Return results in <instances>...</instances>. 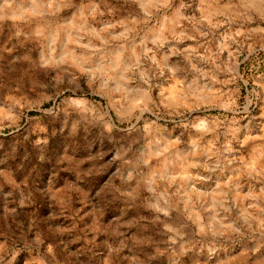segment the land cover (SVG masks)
Here are the masks:
<instances>
[{
	"label": "clouds",
	"instance_id": "1",
	"mask_svg": "<svg viewBox=\"0 0 264 264\" xmlns=\"http://www.w3.org/2000/svg\"><path fill=\"white\" fill-rule=\"evenodd\" d=\"M5 25L12 49L34 44L38 53L5 61V44L0 64L14 71L28 63L44 79L13 83L0 71V134L20 132L27 112H55L59 131L51 135L61 143L49 150L48 130L38 127L33 151L17 152L15 143L4 149L24 178L0 169V264H21V257L22 264H86L91 247L72 245L95 246L101 235L109 255L97 264H112L129 238L100 224L98 205L93 224L77 231L71 197L91 203L76 188L81 183L96 185L92 199L110 203L121 226H132L124 217L137 209L160 225L159 241L130 238L143 252L131 264L162 256L167 264L185 257L237 264L249 256L264 264V123L254 126L252 116L259 107L264 118V0H0ZM249 61L246 74L241 65ZM29 85L40 90L35 98L25 94ZM49 100L59 103L43 108ZM81 153L111 158L85 171L74 167ZM33 161L47 166V181L40 170L30 182L24 175ZM64 164L72 169L67 187L53 198V173ZM37 197L51 205L49 214L17 222V210ZM66 215L69 227L59 221ZM113 236L125 240L110 243Z\"/></svg>",
	"mask_w": 264,
	"mask_h": 264
},
{
	"label": "rangeland",
	"instance_id": "2",
	"mask_svg": "<svg viewBox=\"0 0 264 264\" xmlns=\"http://www.w3.org/2000/svg\"><path fill=\"white\" fill-rule=\"evenodd\" d=\"M9 35L8 26L5 25L3 28H0V48H3L5 44H7V38ZM8 51L3 53L4 60L9 61L13 55L16 53H20L25 56H31L33 60L36 59L38 53V47L34 44H27L25 48L17 47L16 49H12L11 44H7ZM26 49H30V51H26ZM261 56L264 57V53H261ZM251 67V62H246L245 64L241 65V70L245 71L247 74V69ZM264 72V66H261L260 69ZM0 71L4 74V79L11 80L13 83L16 80H22L27 84L28 77L31 76L34 80L40 81L43 80L44 77L40 74L38 70L31 67L28 63H20L15 65V70L11 71L7 65V63L0 64ZM40 90L38 88H33L30 85L27 86L25 94L29 95L30 98H35L37 93ZM245 89L242 87L241 92L242 94L245 93ZM54 103H59L58 100H49L42 104V107L45 109L53 108ZM30 120L22 119L20 121L22 125V130L15 135H13L10 129H5L2 134H0V143L4 145V148H0V160L6 161V163H0V169L5 170L12 174L13 178L17 179L19 182L20 179L24 177L20 175L22 170L16 168L15 160L8 156L4 151L7 148L8 152H11V149L8 148L9 143H15L17 145V152L23 150L24 147H27L29 151H33L31 147V142L38 137L35 132V129L38 127H44L48 130V139L49 145L51 150V146L55 145L57 148L60 147V141L56 137H53L51 133L53 131H59V121L55 118L56 114L53 112L51 117L45 116L41 117L40 111H30L26 114ZM253 116V125L258 126L261 123H264V118L261 117V110L259 107L255 108L252 112ZM26 132L32 133L29 137L28 141H24L23 137ZM110 152V150H108ZM93 156H96L93 153ZM110 155L105 154L103 157H96L95 159H90L87 156H84L82 153L73 157L76 161L74 167L77 169H83L87 171L90 168H95L99 170L102 166L107 165L110 160ZM40 170L43 176V181H47L49 179L47 166H40L35 161L27 168V172L24 175L29 177V182L31 178L37 175V171ZM66 164H64L61 169L57 172H54L53 175L58 179L52 180V184L54 185L53 188V198L59 192L67 187L65 183H63V177L65 173L71 171ZM111 167H109L106 171H111ZM99 174H106L99 173ZM41 181V182H43ZM76 188L81 190V194L83 192L89 193V199H91L90 204H86L81 200H77L76 196L73 195L72 198V209L78 213L76 216L77 222V231L83 232L84 229L91 226L93 224V218L90 213L93 212L92 205H98L96 209V217L99 219L100 224L105 226H113L117 227L119 231L125 233V236L129 238V247L124 248V250L119 254V256H114L112 260V264H131V258L134 256L136 252H140L141 258L143 259V252L140 249H132L130 245V238L132 237H150L154 241H159L161 239L160 235L158 234V230L160 225L153 224L151 222V215L146 213L143 209H137L135 212H129L124 217L125 221L130 222L132 225L131 227H123L118 222L120 221V217L113 211V206L110 203L102 202L98 198L92 199L95 195V188L96 185L85 186V184L81 183L76 185ZM10 186L5 184L4 185V192L10 191ZM15 205L10 201L8 207H14ZM51 205L46 203L44 200H41L39 197L35 199V201L31 204L26 205L23 209H18V217L17 222L23 224L27 223L28 220L34 221H41L42 217H45L49 214V209ZM0 216H3V204L0 203ZM59 221L61 226L69 227L73 223V216L66 215L59 217ZM88 239H91V236H88ZM105 240L104 236H97L96 238V245L95 246H88L86 240L78 239L76 244L72 245V251H76L77 248L85 249L87 247H91V250L86 253L87 260L86 264H97V261L102 259L101 253L103 257H107L109 255L107 249L104 247L103 241ZM122 240H125V237H115L113 236L112 239L109 241L110 243L119 244ZM163 248V245H161ZM146 251H151V247L145 246ZM233 255H238V253H234ZM127 257V259H125ZM255 257L249 256L248 258L241 257L237 264H253ZM23 262V258L21 257V264ZM153 264H167V258L162 256L158 260L153 261ZM183 264H191L190 257H185ZM215 264V261L212 262Z\"/></svg>",
	"mask_w": 264,
	"mask_h": 264
}]
</instances>
